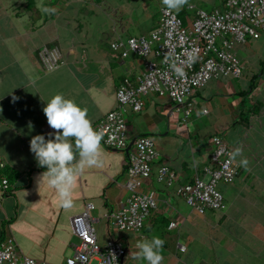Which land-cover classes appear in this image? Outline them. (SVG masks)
Listing matches in <instances>:
<instances>
[{
	"label": "crops",
	"instance_id": "0c3cea01",
	"mask_svg": "<svg viewBox=\"0 0 264 264\" xmlns=\"http://www.w3.org/2000/svg\"><path fill=\"white\" fill-rule=\"evenodd\" d=\"M26 2L0 0V162L13 188L0 204V238L4 223L19 253L61 264L73 252L69 219L90 202L97 244L112 236L121 242L120 264H147L132 257L136 244L153 236L165 241L162 264H264V31L235 45L244 65L239 78L219 75L193 91L189 117L155 92L141 97L140 110L123 108L129 140L149 137L159 159L141 188L153 191L156 207L140 230L116 232L110 215L128 197L127 152L101 144L102 164L85 166L72 189L74 207L65 211L56 190L41 179L47 169L37 166L30 141L36 135L48 139L43 108L56 94L86 109L92 125L116 107V88L125 79L134 84L148 57H121L110 44L147 38L164 6L161 0H34L28 8ZM219 7L214 0H189L173 12L187 24L197 9L212 12ZM42 46L59 49L61 61L52 71L39 64ZM13 96L19 99L13 102ZM213 136H220L231 152L241 148L242 157L233 159L234 181L219 184L223 208L199 214L157 181L155 171L161 164L179 183L192 182L210 163ZM241 158H247V168L240 166Z\"/></svg>",
	"mask_w": 264,
	"mask_h": 264
},
{
	"label": "built area",
	"instance_id": "2783aa9c",
	"mask_svg": "<svg viewBox=\"0 0 264 264\" xmlns=\"http://www.w3.org/2000/svg\"><path fill=\"white\" fill-rule=\"evenodd\" d=\"M214 1L220 3L219 8L212 12L197 9L187 24H183L174 12L162 7L159 9L158 24L147 38L132 37L125 43L110 44L121 57L129 54L148 57L143 73L134 84L125 79L116 88V107L92 125L94 130L103 134L101 144L106 148L125 150L131 143L125 157L128 197L124 206L110 215L116 232L140 230L156 207L153 191H142L141 188L143 182L150 179L153 165L159 159L149 137L138 135L129 140L122 116L123 108L131 106L138 111L143 105L141 97L155 92L183 108L184 118L189 117L194 109L190 101L193 91L219 75L239 78L244 65L234 52L235 45L257 39L264 31V0ZM37 56L42 70L46 72L54 70L61 61V54L55 46H42ZM173 60L183 67V78H178L170 69ZM44 130L45 134L51 132L48 123ZM209 141L210 163L203 166L202 172L192 182L179 183L176 175L161 164L155 171L157 181L172 188L173 193L199 214L223 208L224 198L219 184L232 183L237 174V164L230 158L229 153L232 152L222 138L213 136ZM3 169L4 164L0 162V171ZM12 190V183L0 174V204ZM92 209L93 204L86 202L79 214L70 217V231L78 242L72 244V255L61 264H120L124 254L121 242L112 236L102 246L97 244L90 217ZM174 225V222L169 224L170 227ZM5 226V235L0 240V264H49L19 253L13 236ZM178 247L184 249L183 245ZM111 254L115 255L116 261Z\"/></svg>",
	"mask_w": 264,
	"mask_h": 264
},
{
	"label": "clouds",
	"instance_id": "9594fccd",
	"mask_svg": "<svg viewBox=\"0 0 264 264\" xmlns=\"http://www.w3.org/2000/svg\"><path fill=\"white\" fill-rule=\"evenodd\" d=\"M161 3L167 11L178 12L185 5H189V0H161ZM43 11L51 12L54 9L44 8ZM170 69L178 78H183L185 75L183 67L175 60L170 63ZM18 99L16 96L12 97L13 102ZM43 112L54 133H48V139L44 135L34 136L30 141V151L34 154L37 166L47 169L41 179L46 178V183L58 194L60 207L68 211L74 207L72 189L77 177L85 166L102 164L103 134L93 129L87 118L86 109H82L62 94H56L47 101ZM229 156L232 159L237 156L242 157V149L236 148L234 152L229 153ZM248 163L247 158H241L239 161L240 166L244 168H247ZM164 243L165 241L158 236L138 242L136 244L138 251L133 254V260H143L147 264H162L161 253ZM111 257L116 261L114 254H111Z\"/></svg>",
	"mask_w": 264,
	"mask_h": 264
},
{
	"label": "trees",
	"instance_id": "16d2710c",
	"mask_svg": "<svg viewBox=\"0 0 264 264\" xmlns=\"http://www.w3.org/2000/svg\"><path fill=\"white\" fill-rule=\"evenodd\" d=\"M27 2H26V6L29 8V7H32V5H33V3H34V0H26ZM258 78V74L257 75H255L253 78H251L250 79V82H249V87H248V90L246 91V94H248V92H249V90H252L253 88H254V81H256V79ZM252 113H254V110H252ZM0 174L1 175H3V176H5V177H7V179L9 180V182H11V177L9 178V175H8V173L7 172H1L0 171ZM4 223H3V225H2V231H1V235L3 236V234H4ZM3 237H1L0 238V240L2 239Z\"/></svg>",
	"mask_w": 264,
	"mask_h": 264
},
{
	"label": "rangeland",
	"instance_id": "374dc122",
	"mask_svg": "<svg viewBox=\"0 0 264 264\" xmlns=\"http://www.w3.org/2000/svg\"><path fill=\"white\" fill-rule=\"evenodd\" d=\"M72 236V235H71ZM74 238L72 239L71 241V244H76L78 241H77V238L75 236H73ZM94 264V262L92 263Z\"/></svg>",
	"mask_w": 264,
	"mask_h": 264
},
{
	"label": "water",
	"instance_id": "95a60500",
	"mask_svg": "<svg viewBox=\"0 0 264 264\" xmlns=\"http://www.w3.org/2000/svg\"><path fill=\"white\" fill-rule=\"evenodd\" d=\"M130 146H131V143L128 144V146L126 147V149H125L126 152L129 150Z\"/></svg>",
	"mask_w": 264,
	"mask_h": 264
},
{
	"label": "bare ground",
	"instance_id": "6f19581e",
	"mask_svg": "<svg viewBox=\"0 0 264 264\" xmlns=\"http://www.w3.org/2000/svg\"><path fill=\"white\" fill-rule=\"evenodd\" d=\"M3 237V236H2Z\"/></svg>",
	"mask_w": 264,
	"mask_h": 264
}]
</instances>
